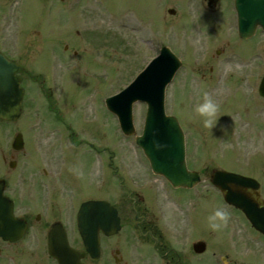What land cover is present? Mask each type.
<instances>
[{
	"label": "rangeland",
	"instance_id": "374dc122",
	"mask_svg": "<svg viewBox=\"0 0 264 264\" xmlns=\"http://www.w3.org/2000/svg\"><path fill=\"white\" fill-rule=\"evenodd\" d=\"M13 2L14 6L17 3L20 6L17 9L13 6L7 12L5 4L8 7ZM130 2L136 5H128ZM154 4L158 6L156 9ZM170 4L171 0H2L0 24L13 23L14 27L18 25V30L8 25L7 32L0 31V51L27 68L30 73L39 75V80L45 79V88H51L54 93L51 98L53 106L62 116L67 110L70 112L67 118L74 122L76 131L82 133L81 137H87L92 131V138L95 142L99 141V150L104 158L106 154H115L112 165L117 172L121 171L123 175L124 166L130 164L134 171L133 176L142 179L150 177L146 172V162H142L140 150L134 145V136L124 137L119 132L114 116L107 111L104 102L111 93L117 92L128 83L134 72L157 53L160 45L158 42L164 41L183 63L175 74L173 83L167 88L169 93L166 110L185 129L189 163L187 167L199 172L201 182L193 191L181 192V195L189 196L185 201L191 197L193 199L191 203L194 216L190 217L195 234L181 221L183 214L185 218L189 217L188 212L184 211L185 204L182 203V207L179 205L177 208L169 200L168 207L180 211L178 217L167 215V219L172 222L168 223L167 233L163 235L168 237L169 246V241L172 243L173 240V244L181 248H185L192 240L205 241L206 251L191 264H223V257L230 260L226 264H257V259L261 260L260 264H264V241L259 239L238 214L231 212L227 226L218 231L209 227L207 219L216 207L224 204L222 196L209 181L210 173L215 169L257 179L261 184V193L264 194V100L258 95L252 97L248 94L252 88L255 89L252 86L256 82L254 74L247 70L251 63L253 66L257 63L256 59L254 61L248 58L256 52L257 44L262 49L264 73V36L258 35L254 39L257 40L256 44L254 40L238 42L234 36H230L226 51L221 58L216 59V46L209 44L191 48L193 46L190 43L178 41L175 25L172 23H168L167 32L169 31L173 41L168 33L164 34L155 17L161 11L164 15L165 6ZM180 11L181 9L179 13ZM133 13L141 18V25L145 29L138 27ZM171 20L175 22L176 19ZM211 38L213 39L212 36ZM65 46L68 48L66 53ZM49 48L55 49L54 56L57 58L48 57ZM218 74L223 77L219 78ZM54 75L59 76L58 83ZM215 76L218 79L217 84ZM20 77L25 90L23 114L16 122H0V176L13 189L20 175L27 186L30 185L29 180L37 176L33 182H39V179L52 181L51 178L40 177L41 170H50L51 175L56 176L59 170L57 153L66 150L67 153L76 151L81 154L84 149L81 146L78 150H67L60 143L61 138L56 141L58 133L46 112V101L39 90V83L32 82L24 74H20ZM205 93L210 94L219 105L217 124L212 129L204 126V117L195 111L196 106L203 101ZM134 110L135 135H139L143 126L145 105H134ZM18 132L23 135L24 148L14 152L11 142ZM78 132L76 138L80 139ZM37 145L39 147L36 150ZM40 152L46 155L47 161H36ZM52 158L54 159L51 160ZM9 161L16 162L13 169H9ZM101 164L99 157V172ZM97 167L95 159L94 169L97 170ZM71 171V166L65 164L63 178L73 176ZM73 180L82 182V187L75 183H71L75 187H69L76 192V196H96L98 190L94 186L87 185L81 178L73 177ZM151 180L159 190L166 187L160 180ZM85 181L88 182L89 178ZM58 182L55 189L60 197L65 192ZM123 193L113 183L106 184L102 189L99 186V198L122 202ZM165 204H168V199ZM23 207L25 206L19 204V212ZM155 211L152 208L148 216L155 218ZM66 223L71 224L69 221ZM173 225L178 226V233L176 229L172 230ZM130 227L129 221H125L119 234L102 243L100 258L86 259L85 264H115L112 258L114 255L121 258L122 264H128V260L129 264H164L150 253L151 241L144 240L143 244L149 243L150 247L143 245L141 249L128 242L132 232ZM71 233V244L80 248L74 233ZM136 243L138 244L137 241ZM236 244L235 251H231ZM115 251L119 254H115Z\"/></svg>",
	"mask_w": 264,
	"mask_h": 264
},
{
	"label": "water",
	"instance_id": "95a60500",
	"mask_svg": "<svg viewBox=\"0 0 264 264\" xmlns=\"http://www.w3.org/2000/svg\"><path fill=\"white\" fill-rule=\"evenodd\" d=\"M264 17V16H263ZM250 17L242 21V26L250 25ZM180 63L167 49L156 58L137 78L119 95L106 101L107 109L116 115L125 135L134 133L132 125V104L140 101L147 105L142 135L136 137V144L142 148L154 173L163 175L173 187L191 188L199 182L196 173L187 171L184 160L183 133L177 120L164 113V88L172 79ZM18 67L0 54V119L16 120L21 111L23 90L16 76ZM264 97V78L260 86ZM163 147L156 148L155 144ZM22 147L21 135L17 134L12 148ZM213 185L225 192V200L240 208L250 219L252 225L264 233V213L245 200L238 193L252 185L253 180L238 174L215 171L211 177ZM0 183V237L4 240L19 239L25 223L12 217L11 205L1 197ZM244 194V193H243ZM6 204V205H5ZM77 227L86 252L92 259L99 257V231L106 236L119 231L116 211L104 202H88L80 207ZM204 244L194 245L196 253L204 251ZM49 252L58 264H81V254L67 245L66 238L55 228L49 234Z\"/></svg>",
	"mask_w": 264,
	"mask_h": 264
},
{
	"label": "flooded vegetation",
	"instance_id": "af4514ba",
	"mask_svg": "<svg viewBox=\"0 0 264 264\" xmlns=\"http://www.w3.org/2000/svg\"><path fill=\"white\" fill-rule=\"evenodd\" d=\"M1 1L2 0H0V7ZM234 2L235 0H171L170 6H165L164 8V15L163 11H161L160 15L158 17H155V19L158 20V23L159 25H161L164 34L168 33V23H172L175 25V29L177 31V39H182L185 42L191 41V43L195 46L201 45L203 47L209 44L212 46H216L217 48L215 51V56L217 57L216 59H219L221 58L220 56L223 55V53L226 51L229 45L230 36L232 34L231 30L235 26V22H233V19L236 18L237 13L235 10ZM14 4L15 2L11 3V5L9 6L10 9L13 8ZM156 4H154V9L158 7ZM5 6V10L7 11V4H5ZM18 6H20V4L17 3L14 8L17 9ZM180 9L181 11L179 13ZM16 11L17 13H19L18 10ZM169 11L173 12L169 13ZM18 15L20 16V14ZM135 17L137 18L138 16L136 15ZM171 18L176 19L175 22L172 21ZM138 22L141 23L140 17H138ZM5 24L6 25H2H4L6 32L9 26L13 27V23L12 25L7 23ZM233 32H235V27ZM263 33L264 31L260 27H257L254 36L248 40H253L257 37V35H263ZM211 36L213 37V39L211 38ZM236 38L238 42L248 41L247 39H240L238 35L236 36ZM256 43L257 40L255 41V44ZM259 47H257L256 44V52L251 57L252 60L254 59V61L256 59L257 63H255L254 66L251 65V63L249 68L247 69L251 74H254V82H256L255 85L257 84V81L260 82L261 77L263 75V58L262 51L261 49H259ZM74 55H76V51H74ZM210 70L212 71L213 68L211 67ZM220 76L223 77V75L221 74ZM254 91L255 90L253 89V96H255ZM48 94L49 92L47 93V95ZM53 109L55 110V108ZM56 112L58 111L56 110ZM60 125L64 127V130L71 138L73 132L71 131V127L69 126V124H67L65 121H61ZM87 137L88 139L85 140V153L81 155L83 158L81 157L76 160H66V162L69 161L68 164L72 168L71 172L73 176L65 178H62V175L50 176L52 181H48L44 184L50 186L51 184H53V187L42 185L43 180L40 179L39 182H33L34 178H37L38 176L32 179L34 185L32 184L31 186H24L23 178L21 177L19 179V185L16 186L15 189H13L12 195L15 199L21 200L20 203L22 205L31 207L32 212L22 216V218L27 222L28 226L25 238L14 243L0 240V264H54V262L50 259V257H48L46 252L41 250L39 247V237L41 236V233H43L49 227V225H52L56 222H64L66 220H72V222H74L75 215L72 216V212H70L72 209V204H70L71 202L75 204L76 200H79L81 204L82 202L89 199L99 200V195L88 199L85 197H78L76 196V192L70 188L69 190H67L65 195H60L59 197L57 196V190L55 189L57 187L56 183L58 182V180L60 181L58 183H61V186L66 184L68 187H75L74 185H71V183H75L81 184L82 187V182L78 180L74 181L73 177L79 179L81 178L84 183L90 186H96L98 184L99 174H97L98 171L94 169V161L96 158H99V148L92 149L93 143L89 142V140L93 139L92 132L89 133ZM43 157L44 161H47L46 155H43ZM109 158H111V156ZM53 159L54 158H52L51 160ZM108 167L112 168L110 172L114 177V181H116L117 183L120 182L119 185L123 189H128L131 195L129 198L132 199L133 207L135 206L140 214L146 213V210H151L149 192H139L134 188L128 187L126 184L123 183L125 179L120 176L121 171L117 172V170L114 169L111 164H108ZM41 173L43 176H46L47 174V176H49V173L46 170H42ZM86 178H89L88 182L85 181ZM94 181L96 183H93ZM111 182L112 180L110 179L108 183L110 184ZM134 182L136 184H140L142 182V179H139L138 176H135ZM96 189L98 190H96L97 193H99V186H97ZM25 191L26 201L23 202ZM49 193H51V196H46V194ZM246 193L251 199L257 201L260 206L264 207V194L261 193V185L255 190L247 189ZM169 199L170 201L174 202L175 205L178 204L179 201H182L179 196V192L174 193L171 197H169ZM116 203L117 202L111 200L112 205H115ZM115 207L119 209L118 206ZM24 208L25 207H23L22 210ZM164 208L165 213H167V208ZM43 209H50L51 211L48 214L44 215V213L39 212V210ZM230 211L234 214L236 213V210L233 208H230ZM17 212H19V208ZM175 214L177 215L176 212ZM134 220H136L134 226L137 227L136 229L138 230L140 236L144 237V240L152 242L151 247L153 252L160 256L161 261L164 264L189 263V257H193L191 255L192 252L190 247H187V250H183L180 248V246L176 247V245L171 243V241H169L171 244V246H169L167 241L168 237L163 235V233H166V220L161 227H157L158 224L156 220L152 217L147 218L145 216H134ZM41 221H44V224L40 225ZM170 222H172V220H170ZM175 229L177 230V233L180 231L178 229V226L173 225L172 230L175 231ZM142 231H144L145 233L142 234ZM116 252V254L119 253L118 251ZM114 262L116 264H122L121 258H119L118 256L114 257Z\"/></svg>",
	"mask_w": 264,
	"mask_h": 264
},
{
	"label": "clouds",
	"instance_id": "9594fccd",
	"mask_svg": "<svg viewBox=\"0 0 264 264\" xmlns=\"http://www.w3.org/2000/svg\"><path fill=\"white\" fill-rule=\"evenodd\" d=\"M219 109V105L212 98V96L208 93L204 94L203 101L199 103L195 111L200 116L204 117L203 124L206 128L212 129L217 124V112ZM156 148L163 147L160 144H155ZM231 218V213L226 206H218L212 212L211 215L208 216V225L214 230L218 231L223 227L227 226L229 220Z\"/></svg>",
	"mask_w": 264,
	"mask_h": 264
}]
</instances>
